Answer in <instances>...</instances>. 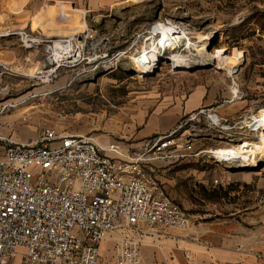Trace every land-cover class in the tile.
Instances as JSON below:
<instances>
[{
	"label": "built area",
	"instance_id": "built-area-1",
	"mask_svg": "<svg viewBox=\"0 0 264 264\" xmlns=\"http://www.w3.org/2000/svg\"><path fill=\"white\" fill-rule=\"evenodd\" d=\"M187 27L170 19L155 22L141 44L138 35L122 49L113 46L112 36L98 34L86 21L82 29L47 41L19 34L26 47L32 46L31 40L43 44V70L37 71L36 77L51 81L59 69L113 72L130 54H136L134 62L151 47L170 48L164 34L173 37L174 47L182 40L186 47ZM237 94L232 90L229 102ZM15 106L3 105L0 113ZM262 111L245 114L239 128L258 132L253 122L264 118ZM202 116L207 121L199 127L201 135L230 128L220 124L215 112L202 107L182 118L170 132L143 139L134 152L124 151L114 142L103 145L88 133L68 134L50 127L28 142L4 138L0 153V264H98L101 243L107 239L114 242L112 264H144L140 257L144 236L157 235L164 227L186 230L190 225L189 214L160 183L157 163L205 154L215 157L217 149H202L192 155L187 152L201 137L187 134V126L199 123Z\"/></svg>",
	"mask_w": 264,
	"mask_h": 264
},
{
	"label": "rangeland",
	"instance_id": "rangeland-1",
	"mask_svg": "<svg viewBox=\"0 0 264 264\" xmlns=\"http://www.w3.org/2000/svg\"><path fill=\"white\" fill-rule=\"evenodd\" d=\"M68 9L66 14L70 16L71 9ZM116 12L113 13L115 17H108L99 24L90 22L96 29L112 35L113 46L122 45L123 48L138 39V35L141 44L145 32L155 22L170 19L173 23L188 26L187 37L196 47H183L182 40L178 47L160 50L163 59L158 64V60L154 61L155 67L157 64L155 70L147 71L132 64L136 54L123 57L110 73L59 69L57 77L51 81L36 77L37 71L43 70L39 65L33 69H0V99H10L7 103L16 104L0 114V120L2 116L6 119L0 121V136H7V130L12 135L15 129L23 132L36 130V136L43 128L50 127L68 134L88 133L103 145H107L108 140L113 141L130 152L127 147L133 139L128 138V130L132 128L136 132L140 125L133 121L134 118L144 119L154 101L175 97L184 99L199 90L210 91L219 97L222 91H226L229 96L225 102L238 104L241 112L253 115L264 110V0H144ZM76 15H71L66 25L49 21L46 28L56 29L59 34H71L74 30L67 32V28L78 23ZM38 23L34 22L32 28L40 27ZM202 48L208 53L220 52L228 59L240 57L242 61L233 76L224 66L191 64V68L185 70L182 55H190L197 61V52ZM234 84L239 94L229 102ZM243 116L230 122L219 118L220 124L230 128L221 130V133L207 130L201 135L199 127L207 121L202 116L199 123L192 124L193 127L197 125L198 132L187 126V134L201 136L187 152L192 155L202 149H236L249 154L248 150L259 144L260 135L258 128V132L239 128L241 123L238 122ZM217 134H220L219 138ZM247 157L248 166L264 161L261 152ZM157 165L166 194L189 214L190 221L213 210L214 196L220 193L217 189L222 190L220 185L213 183L216 179L213 175L239 174L238 180L225 186L227 191L253 188L259 181L264 184V166L259 171L231 172L228 168L246 165L240 161H219L210 154ZM244 176H251L250 185L244 183ZM108 242L110 246L100 253L98 264L113 262L114 242L112 239Z\"/></svg>",
	"mask_w": 264,
	"mask_h": 264
},
{
	"label": "crops",
	"instance_id": "crops-1",
	"mask_svg": "<svg viewBox=\"0 0 264 264\" xmlns=\"http://www.w3.org/2000/svg\"><path fill=\"white\" fill-rule=\"evenodd\" d=\"M142 1L144 0H0V69H33L40 66V58L44 54L43 44L38 45L31 40L32 46L26 47L19 33L23 32L43 41L68 35L46 27L49 21L66 25L71 15L76 13L77 22L83 18L98 34L112 36L96 29L90 22L99 24L108 17H115L114 12ZM68 8L71 9L70 16L66 14ZM34 22H39L40 27L32 28ZM43 27L45 30H42ZM69 28L72 26L67 29ZM114 47L122 48V45ZM228 96L226 91L216 97L210 91L199 90L195 95L184 99L175 97L154 101L151 111L144 119L140 121V117L134 118L133 121L140 126L136 132L132 128L128 130V138L133 139L128 150H138L142 142L139 140L171 131L182 118L202 107L211 109L224 122L243 116L245 112L240 111L238 104L225 102ZM9 100L0 99V109L3 105L11 104L7 103ZM10 109L12 108H7L0 114ZM4 120L6 119L2 116L0 121ZM5 133L8 135L0 136V153L3 151L4 138L28 142L39 134L35 136L36 130L32 129L26 132L15 129L12 135L8 130ZM106 142L109 144L113 141ZM237 175L239 174L213 175L217 185L222 187V190L217 191L224 193L214 196L213 210L194 218L186 230L164 227L157 235L144 236L140 247L143 263L264 264V184L261 185L259 181L253 188L248 186L238 191H227L225 186L238 180ZM242 179L247 185L252 181L251 176H244ZM108 240L101 243L100 253L110 246Z\"/></svg>",
	"mask_w": 264,
	"mask_h": 264
},
{
	"label": "bare ground",
	"instance_id": "bare-ground-1",
	"mask_svg": "<svg viewBox=\"0 0 264 264\" xmlns=\"http://www.w3.org/2000/svg\"><path fill=\"white\" fill-rule=\"evenodd\" d=\"M74 15H76V13L72 14V16H74ZM84 25H85L84 19H81L78 21L77 24L72 26V28L67 29L68 30L67 32L72 31V30L75 31L77 29H82ZM163 28H165V27H163ZM167 30L170 31L171 34L174 33L172 27H169ZM64 32H66V31L63 30V33ZM172 38L168 35H165V34L163 35V40L166 42H170L169 43L171 45L170 49L174 48ZM174 39H176V38L174 37ZM187 45H188L187 46L188 48H190L191 46L194 48L196 47L195 44L192 43V41H190L189 39L187 40ZM159 56H160V58H159ZM197 56L198 57H196V58H198V60L196 61L195 58L191 57L190 55H182V63H183V67L185 68V70H189V68H191V64H197V65H200L202 67H205V66L208 67L210 65L213 67L224 66V67H226V70L229 71V74L231 76H233V74L237 70V65H239V63L242 61L240 57H233L231 59H228L225 55H222L220 52L208 53V52H206L205 48H202L200 50V52H197ZM137 57L138 58L136 59V61H134L132 64H135L136 67L141 68L143 71L155 70V68L157 67V64L160 62V60L162 58V56L160 54V49L158 47H151L150 50H148V52H143L142 54H139ZM157 58H159V59H157ZM192 58H194V61L192 60ZM133 59H135V58H133ZM154 61L155 62L157 61L156 67H155ZM153 62H154V64L151 67ZM233 92H235V93L238 92V87L235 84L233 85ZM211 118L214 121H217V118L215 116L212 115ZM253 126L259 129L258 133L260 135V141H259L258 145H254L250 149L248 148L249 154H244L241 150H236V149H227V150L226 149H217L213 152L215 157L218 160L240 161L246 165L248 163V157L247 156H249L250 154H254L256 152H258V153L261 152L264 155V118L254 120ZM255 166H257V165H255ZM251 167H254V166H251Z\"/></svg>",
	"mask_w": 264,
	"mask_h": 264
},
{
	"label": "water",
	"instance_id": "water-1",
	"mask_svg": "<svg viewBox=\"0 0 264 264\" xmlns=\"http://www.w3.org/2000/svg\"><path fill=\"white\" fill-rule=\"evenodd\" d=\"M150 74V73H149ZM264 166V161H259L257 166L251 167V166H244V167H239V168H228L231 172H237V171H244V172H249V171H259L261 168Z\"/></svg>",
	"mask_w": 264,
	"mask_h": 264
}]
</instances>
